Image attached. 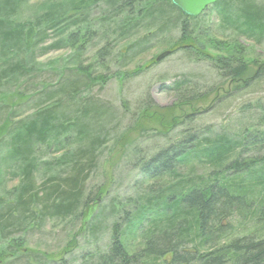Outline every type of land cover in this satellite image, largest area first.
Wrapping results in <instances>:
<instances>
[{"label": "rangeland", "instance_id": "1", "mask_svg": "<svg viewBox=\"0 0 264 264\" xmlns=\"http://www.w3.org/2000/svg\"><path fill=\"white\" fill-rule=\"evenodd\" d=\"M131 1L132 6L119 2L107 7L101 0L94 1L98 3L93 6L90 0H26L17 2L10 15L11 25L21 27L22 36L18 45H7V55L0 59V72L8 64L18 63L24 68L18 76L1 74L4 80L0 81V159L10 153L6 146L10 133L15 134L18 125L29 122L34 113L55 106V100L45 96L67 82L81 79L83 83L73 94L71 103L64 107L66 133L56 143L34 144V181L38 188L49 178L69 173L70 160L80 142L72 128L79 116L78 110L85 105L100 106L105 109L108 121L101 131L102 142L94 152L92 170L83 184V202L97 196L96 205L88 213L90 217L85 220L81 212L76 220L45 218L40 221L35 219L40 208L34 206L32 216L23 218L20 227H9L6 238L0 240V264H60L62 259L69 260L86 251L104 250L111 239L113 225L125 231L137 211L147 206L146 200L154 197L144 192L151 183H142L138 169L142 160L191 135L197 137L200 144L196 147H199L205 138L224 134L231 140L241 141L245 131H264V36L257 42L235 37L229 31L222 32L212 6L198 17L197 24L186 23L189 33L193 32L188 40L181 38L182 25L157 32L153 26L146 28L148 22L144 20L138 27L126 28L131 25L130 19L140 20L141 10L145 11L144 7L154 2ZM256 1L264 6V0ZM84 15H88L85 21L72 24ZM51 18L62 24L60 30L49 26ZM124 25V35L114 34L120 26L124 29ZM203 27L211 33L214 47L206 45L201 52L180 48L172 53L176 45H190ZM146 35L151 41L136 56L128 55L127 48L140 44ZM52 44L58 49L40 55L41 49ZM103 47L105 53L100 54ZM168 51L171 54L157 60ZM240 58L246 72L230 79L221 70V64L230 59L239 63ZM84 70L90 80L80 74ZM178 81H183L185 90L193 91L199 98L179 102L173 92V85ZM255 156L245 153L241 157L251 160ZM58 159L65 164L57 167ZM209 170L205 164L193 160L176 170L173 177L163 178L159 185L180 191L185 187L183 180L207 178ZM19 172L16 167L6 168L0 162L1 212L16 203ZM261 191L262 196L264 189ZM153 204L158 207L159 202L153 199L148 212L155 208ZM101 211L100 226L92 235L87 223ZM250 217L229 220L227 239L254 233L257 227ZM146 227L144 223L143 229ZM141 233L123 235L130 252L139 248L143 240ZM70 240L74 243L72 250L65 254ZM16 247L19 249L13 252ZM145 264H171V256Z\"/></svg>", "mask_w": 264, "mask_h": 264}, {"label": "trees", "instance_id": "2", "mask_svg": "<svg viewBox=\"0 0 264 264\" xmlns=\"http://www.w3.org/2000/svg\"><path fill=\"white\" fill-rule=\"evenodd\" d=\"M21 1L26 0H1L0 11L3 14H0V49L4 55H0V59L6 57L7 45H18L22 36V28L14 27L10 21L16 3ZM94 1L96 0H90L92 6L98 3ZM101 1L106 2L107 7H114L119 2L132 6L131 0ZM153 1L149 7H144L145 11L141 10L143 17L140 20L130 19L131 25L126 28L138 27L144 20L148 22L146 28L153 26L157 32L182 25L181 38H192L193 32L189 33L186 23H196L199 16L185 17L170 0ZM211 6L222 32L229 31L235 37L242 36L257 42L264 36V6L256 0H219ZM85 15L72 24L85 21L88 17ZM48 23L50 27H56V30L62 28V24L53 18L49 19ZM124 30L125 25L124 29L120 26L114 34L117 32L119 37L125 34ZM193 39L186 47L176 45L172 53L180 48L201 52L206 45L214 47L211 33L204 27ZM43 40L44 38L38 42ZM141 40L140 44L129 46L126 53L131 57L136 56L138 50L143 49L151 38L146 35ZM57 46L52 44L41 49L40 55L57 50ZM105 50V47L101 48L100 54H104ZM240 60L242 59H238L237 63L236 60L230 59L225 65L221 62V70L230 79L241 77L245 74L246 67ZM23 68L22 64H8L0 72V81L4 80L1 74L8 72L18 76L23 73ZM81 72L85 79L90 80L86 70ZM79 80L81 79L59 85L58 91L54 93L49 91L45 97L48 100L54 99L55 106L34 113L29 122L18 125L15 134L10 133L6 145L10 153L3 156L0 162L6 165V168L16 167L20 170V184L16 203L0 211V240L6 238L9 227H20L23 218L31 217L34 206L40 208L35 219L43 221L45 218L76 220L81 212L87 220L91 206L96 205L97 196L83 202L82 194L83 184L92 170L95 149L102 142L101 131L108 121L105 109L100 106L85 105L78 110L81 113L77 111L79 116L71 122L76 131V139L80 142L70 160L69 173L64 177L49 178L39 188L34 181V144L46 146L48 142L56 143L66 133L68 124H65L67 120L64 107L71 103L73 94L83 83ZM183 84V81H178L173 85V92L179 102L199 98L193 91H186ZM65 100L68 101L64 102ZM203 143L202 146L205 147H196L200 142L195 135H191L142 160L138 167L142 183H151L144 192L149 196L154 195L146 200L147 206L144 210L137 211V216L131 220L133 223L127 225L123 232L114 224L111 239L104 250L86 251L69 260L62 259L60 264H145L146 261L160 260L167 255L171 256V264H264V193L261 196V190L264 189V131H245L241 141L231 140L222 134L214 139L205 138ZM245 153H253L256 156L246 160L241 157ZM63 158H66V155ZM193 160L209 167V177L197 176L183 180L185 187L180 191L177 188L164 189L165 186L159 185L163 178L173 177L176 170ZM55 164L60 167L65 163L58 159ZM257 167H260L256 169L259 171L253 172ZM153 199L159 202L158 207L153 204L155 208L148 212ZM101 213L102 211L87 223L92 235L100 226ZM250 216L257 227L254 233L228 240V221L235 217L246 219ZM225 221L227 224H224ZM144 223L147 225L145 229ZM137 231L142 232L143 240L136 251L130 252L129 244L123 241L127 240L123 235H133ZM72 244L73 240L68 241L64 249L65 254L71 252ZM18 249L16 247L13 252Z\"/></svg>", "mask_w": 264, "mask_h": 264}, {"label": "water", "instance_id": "3", "mask_svg": "<svg viewBox=\"0 0 264 264\" xmlns=\"http://www.w3.org/2000/svg\"><path fill=\"white\" fill-rule=\"evenodd\" d=\"M218 1L219 0H170L171 4L177 8L182 15L188 18H196L200 16L209 6ZM168 54L169 52L163 53L157 60Z\"/></svg>", "mask_w": 264, "mask_h": 264}]
</instances>
